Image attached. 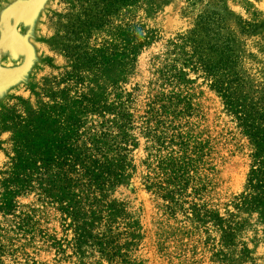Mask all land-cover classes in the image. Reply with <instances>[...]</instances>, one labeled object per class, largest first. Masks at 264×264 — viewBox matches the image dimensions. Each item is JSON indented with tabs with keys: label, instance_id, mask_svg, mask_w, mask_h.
I'll return each instance as SVG.
<instances>
[{
	"label": "rangeland",
	"instance_id": "1",
	"mask_svg": "<svg viewBox=\"0 0 264 264\" xmlns=\"http://www.w3.org/2000/svg\"><path fill=\"white\" fill-rule=\"evenodd\" d=\"M112 1L0 0V264H264L263 191L247 189L251 145L192 42V33H203L201 18L216 14L213 33L235 39L248 79L239 98L255 101L264 77V0H197L195 7L134 0L105 16ZM246 24L255 32L244 34ZM82 96L125 103L138 119L149 101L166 107L157 157L180 156L182 141L194 152L188 185L176 188L173 203L161 200L145 186L151 139L140 125L132 130L135 169L108 193L119 211L111 230L130 233L114 260L97 240L78 244L44 194L57 181L59 149L81 145L100 121L83 111ZM47 159L55 161L50 173Z\"/></svg>",
	"mask_w": 264,
	"mask_h": 264
},
{
	"label": "trees",
	"instance_id": "2",
	"mask_svg": "<svg viewBox=\"0 0 264 264\" xmlns=\"http://www.w3.org/2000/svg\"><path fill=\"white\" fill-rule=\"evenodd\" d=\"M101 0H99L100 2ZM103 2L105 0H102ZM134 0H116L105 6L104 15L114 14L113 8L117 5L133 3ZM190 6L195 7L197 0H187ZM105 4V3H104ZM219 21L215 14L213 18H201L199 28L203 33H192L196 36L192 40L194 55L197 56L202 69L213 79L212 88L223 98L225 106L239 124L243 135L248 139L252 150V173L249 178L248 190L263 191L259 204L264 203V77L262 88L256 92L257 99L248 102L241 100L240 93L248 86L246 74L240 68L241 59L237 55L235 39L231 36L223 37L221 33H213V25ZM264 25V24H263ZM262 26H260L261 28ZM255 28L246 24L244 34H250ZM131 59H135V51L131 52ZM234 96V97H233ZM80 104L83 111L100 121L89 129L79 140L77 146H64L61 151V161L56 162L57 169L50 190L44 194L51 204L58 206V211L68 221L77 237V243L82 237L99 241L109 260L119 257L122 237L129 238L127 229L114 233L111 228L115 224L117 204L109 199V190L123 183L126 174L135 169L131 159V147L136 146L132 130L139 128L142 135L151 139V154L147 162L148 170L152 174L145 181L146 190L161 200L173 203L176 188L186 187L192 172L194 152L188 155L190 143L181 142L184 150L180 156L176 153L160 159L158 153L164 149L165 143L160 135L162 127L161 107L156 109L154 101L148 103L145 117L135 116L124 104L110 106L100 104L85 96L81 97ZM132 104V103H131ZM88 131V130H87ZM183 138L171 137L168 145L173 146ZM63 144V143H62ZM157 165L152 169L153 162ZM54 160H46L43 168L50 173ZM42 165V164H41ZM175 189V191H174ZM247 198H243L245 200ZM118 216H121L119 213ZM85 221V223H84ZM71 222V223H70ZM108 228L107 233H98L99 227ZM117 231V230H116ZM111 241V242H110Z\"/></svg>",
	"mask_w": 264,
	"mask_h": 264
}]
</instances>
